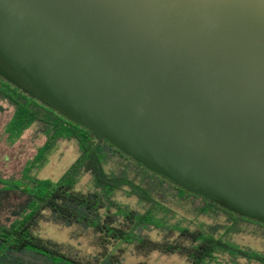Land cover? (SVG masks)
I'll return each mask as SVG.
<instances>
[{"label":"water","instance_id":"95a60500","mask_svg":"<svg viewBox=\"0 0 264 264\" xmlns=\"http://www.w3.org/2000/svg\"><path fill=\"white\" fill-rule=\"evenodd\" d=\"M0 77L264 223V0H0Z\"/></svg>","mask_w":264,"mask_h":264},{"label":"trees","instance_id":"16d2710c","mask_svg":"<svg viewBox=\"0 0 264 264\" xmlns=\"http://www.w3.org/2000/svg\"><path fill=\"white\" fill-rule=\"evenodd\" d=\"M0 101L12 108L10 129H41L45 139L36 157L46 155L57 141H70L77 149L59 180L34 179L20 189L30 201L13 223L0 225V251L26 248L53 264H120L116 251L130 247L138 253H177L188 264H264V251L234 239L264 235L263 222L186 190L107 140L97 144L90 130L2 77ZM84 174L89 183L78 189V177ZM45 211L54 222L90 232L96 254L80 255L69 244L37 235L36 221Z\"/></svg>","mask_w":264,"mask_h":264},{"label":"rangeland","instance_id":"374dc122","mask_svg":"<svg viewBox=\"0 0 264 264\" xmlns=\"http://www.w3.org/2000/svg\"><path fill=\"white\" fill-rule=\"evenodd\" d=\"M12 108L0 101V225H10L29 203L26 189L34 179L57 181L77 157V149L70 141H57L46 155L36 157L44 143V136L37 125L15 132L8 126ZM89 175L78 177L76 187L85 189ZM36 234L57 242L66 243L80 255L96 254V239L78 226H67L50 220L45 211L36 221ZM237 243L264 251V235L239 234ZM122 248V247H120ZM72 249V250H73ZM120 264H188L177 253L149 251L138 253L130 247L116 251ZM244 263V260H240ZM0 264H53L45 256L30 249L4 248L0 251ZM214 264V263H209Z\"/></svg>","mask_w":264,"mask_h":264}]
</instances>
